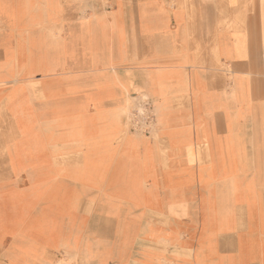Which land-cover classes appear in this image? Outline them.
I'll use <instances>...</instances> for the list:
<instances>
[{"label":"crops","instance_id":"crops-1","mask_svg":"<svg viewBox=\"0 0 264 264\" xmlns=\"http://www.w3.org/2000/svg\"><path fill=\"white\" fill-rule=\"evenodd\" d=\"M33 117L51 147L0 146V264H51L59 252L127 264L119 240L82 238L94 219L127 231L110 197L95 210V188L117 170L142 196L135 264L158 260L161 241L183 251L172 263L264 264V0H0L4 137L25 135ZM150 119L148 138L117 131ZM63 156L92 188L88 214L73 206L70 247L57 217L52 233L46 191ZM193 228L211 241L191 248Z\"/></svg>","mask_w":264,"mask_h":264},{"label":"rangeland","instance_id":"rangeland-1","mask_svg":"<svg viewBox=\"0 0 264 264\" xmlns=\"http://www.w3.org/2000/svg\"><path fill=\"white\" fill-rule=\"evenodd\" d=\"M130 107H128L129 110ZM137 112L142 113L143 108L137 107ZM145 112V110H144ZM125 118V117H124ZM34 121L30 123H26L25 135H14L11 138L4 137V134H6V131L8 130V127H12L11 124L8 123H2L0 124V146H4V144L9 143V145H12L18 149L22 150H28V149H34L40 153V149L44 147H51V138H49V135L45 131V128L47 127L46 124L43 122L37 121L39 117H33ZM154 124L151 123V119L148 120V122L145 123H130V122H124L122 123V128L120 127L117 131L124 135L125 132L128 134H134L138 137L141 136H152V132L149 134V131L153 130ZM125 130V132H124ZM69 137H71L72 129H69L68 131ZM145 138V137H144ZM21 150V151H22ZM63 171H58V177H55L56 172H52V175L54 174V177H50L47 181V195H48V214L50 217H52V233H55V223H56V217L58 222H62L63 226V232H64V240L67 243V245L70 247L71 239L74 236L72 234L73 225L76 224V219L73 220L74 215V209L73 206H77L79 204L80 206V212L86 213L84 210V200L87 199V194L89 190H91L88 186L82 185V182L80 183H74V179L77 180L79 178L78 172H73L71 170L72 167V161L68 159L66 156H63ZM107 170H104L102 172L103 174H107ZM81 173V172H80ZM3 176H0V178H7L5 176V172H0ZM108 183V184H107ZM192 182L189 181L184 186V189L188 194H198V190L194 187H192V191H188L187 189L190 187V184ZM97 195H103V201L100 202L99 205H96V209H98V206L101 208V210H105L108 206L107 202L104 200H107V198L110 197V200L112 203L110 204V207L113 210H117L120 214L124 216V218L127 220V231L122 236H117L115 234V225L113 222H102V220H96L94 219V224L91 226V230L96 232L93 235L89 236H82V238L86 237L89 241L92 240L93 243H100L102 245L110 244V241L119 240L122 244V247L125 248L124 255L126 257V263L127 264H135L134 261H136V254L138 248V242L137 237L134 233L133 227L134 223L133 216L135 215V212L137 211L138 207L141 204V193L140 189L129 182V180H123L121 179L119 175V171H115L113 176L111 177L110 184L109 182H106V185H101L98 188H95ZM119 200L120 204H118L117 199ZM115 200L117 201L115 203ZM150 204V203H149ZM194 205H196L194 203ZM93 220V219H92ZM132 220V221H131ZM76 227V226H75ZM75 230V228H74ZM81 237V236H80ZM188 239H190L191 242V248L194 247V245L199 244V240L205 239V237L211 238L212 236H206L202 234H198V228H193V234L190 236H186ZM185 239L184 235L179 236V240L183 241ZM224 245L222 248V251L224 253L235 251V243L233 244H227L228 238L223 237ZM208 241V239H207ZM113 244V243H111ZM115 244V243H114ZM152 248V246H149ZM157 248L154 253L157 256H160L158 260H153L151 258H148L149 264H179V263H172L169 259H172L173 257L178 259H183L182 253L183 251L179 249L178 244L170 245V248L163 243L162 241L157 243ZM93 249V247H91ZM191 254V252H190ZM53 262L51 264H77L76 259H73L71 255L67 254L66 252H59L57 254L53 255ZM180 261V260H178ZM192 261V260H191ZM190 261V263H191ZM193 262V261H192ZM95 261H91L89 264H95ZM101 264H104L102 260L100 261ZM106 264V263H105Z\"/></svg>","mask_w":264,"mask_h":264}]
</instances>
